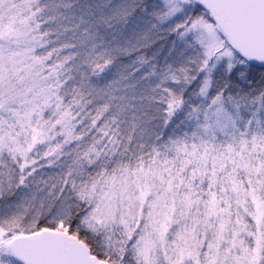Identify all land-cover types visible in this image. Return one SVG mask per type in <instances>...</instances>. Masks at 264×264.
<instances>
[{
    "label": "snow or ice",
    "instance_id": "1",
    "mask_svg": "<svg viewBox=\"0 0 264 264\" xmlns=\"http://www.w3.org/2000/svg\"><path fill=\"white\" fill-rule=\"evenodd\" d=\"M0 264H264V0H0Z\"/></svg>",
    "mask_w": 264,
    "mask_h": 264
}]
</instances>
